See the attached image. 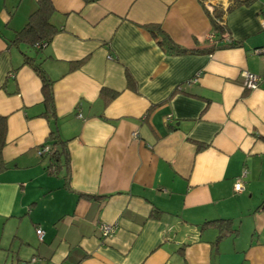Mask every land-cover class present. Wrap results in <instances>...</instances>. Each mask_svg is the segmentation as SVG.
<instances>
[{
  "label": "crops",
  "instance_id": "0c3cea01",
  "mask_svg": "<svg viewBox=\"0 0 264 264\" xmlns=\"http://www.w3.org/2000/svg\"><path fill=\"white\" fill-rule=\"evenodd\" d=\"M214 1L222 39L200 0H51L40 44L12 42L37 0H0V264H264V0Z\"/></svg>",
  "mask_w": 264,
  "mask_h": 264
},
{
  "label": "trees",
  "instance_id": "16d2710c",
  "mask_svg": "<svg viewBox=\"0 0 264 264\" xmlns=\"http://www.w3.org/2000/svg\"><path fill=\"white\" fill-rule=\"evenodd\" d=\"M252 1L253 0H234L233 3L235 6L241 4L247 5ZM52 10L53 5L51 0H37L36 9L30 14L24 27L17 32L12 42H16L17 40L22 38V36H29V38L31 39L30 43H35V41L40 42V44L48 43L51 40L54 32L56 31V28L49 21V16ZM221 17L222 16L218 11H214V14L210 15L213 28L215 29L220 39H222L226 35V28L221 22ZM146 28L155 38H157V43L166 48L167 51L172 53H186L189 51L188 49L173 42L172 39L160 28L158 24H148L146 25ZM218 45L219 44L217 43L216 46ZM207 50H211V48H208ZM201 51H205V49H202ZM22 53L23 62L29 63L41 80V92L43 95V102L46 106V117L48 119L53 118V120H55L54 98L52 92L53 80L42 69L40 62L32 63V61L30 60L32 59L31 56L27 55L25 52ZM104 93L106 94V92ZM112 96L113 95L111 94V97ZM56 129L57 128L54 126L50 130V142L52 144V151L45 154L50 161V165L48 166L50 172L55 171L58 167V164H62V162L63 164H65L67 161L66 152L63 145L64 142L60 138H58ZM5 134L6 117L0 115V164L2 163L1 150L5 143Z\"/></svg>",
  "mask_w": 264,
  "mask_h": 264
},
{
  "label": "built area",
  "instance_id": "2783aa9c",
  "mask_svg": "<svg viewBox=\"0 0 264 264\" xmlns=\"http://www.w3.org/2000/svg\"><path fill=\"white\" fill-rule=\"evenodd\" d=\"M200 1L203 7L205 8L206 12H208L209 15H213L215 11L214 9L215 1L214 0H200ZM242 75L244 77V84L247 88L252 89L257 86L258 81H259L258 75L252 72H249V71H244ZM51 151H52V148L48 144L41 145L37 150L38 154L41 156L47 153H50ZM244 175L245 173L242 172L241 176H239L237 180L234 182L233 188H232L233 191L239 192L244 188V182H243ZM115 229H116V226L114 224L102 223V222L98 223V230L102 237H108L112 235ZM35 233H36L38 240L41 241L43 238L44 230L40 227H36Z\"/></svg>",
  "mask_w": 264,
  "mask_h": 264
}]
</instances>
